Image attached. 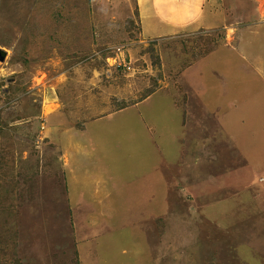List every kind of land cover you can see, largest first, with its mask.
<instances>
[{
  "label": "rangeland",
  "instance_id": "rangeland-1",
  "mask_svg": "<svg viewBox=\"0 0 264 264\" xmlns=\"http://www.w3.org/2000/svg\"><path fill=\"white\" fill-rule=\"evenodd\" d=\"M85 1L0 0V264L36 169L68 187L78 264H264V0Z\"/></svg>",
  "mask_w": 264,
  "mask_h": 264
},
{
  "label": "trees",
  "instance_id": "trees-1",
  "mask_svg": "<svg viewBox=\"0 0 264 264\" xmlns=\"http://www.w3.org/2000/svg\"><path fill=\"white\" fill-rule=\"evenodd\" d=\"M80 1L82 0H77V4L69 0L71 4L77 5H79ZM83 4L87 7L85 0ZM222 40L224 41L225 38H222ZM212 42H214V39L207 42L209 47L206 49V54L214 53L215 47L211 46ZM43 53L44 52H42V54ZM51 96L52 93L49 94V97ZM200 116L204 117L203 113ZM209 116L210 119H208V116L204 117L200 123H197V121H195V123L192 122L193 128L187 133V135H189V141H186L185 145H188L189 143L196 144V141L199 142L200 140L202 141L206 139H209L210 141L212 135L211 132L208 131V127L211 126V123L208 122L207 125L206 119L213 121L214 116ZM182 122V128L184 127V123H190V121L186 119L185 115L184 117L182 116ZM79 129H84V127L79 126ZM182 137L183 140L186 139L184 129ZM196 138L198 139L196 140ZM210 145L212 144L208 143L205 145L204 142V149L202 150H211ZM118 150L121 152V144H118ZM231 155L237 159V152H233ZM221 157L225 158V156ZM9 161L11 162L7 166L13 167L14 169L16 161L13 153L10 154ZM181 164L183 165V162H178L175 164V167L177 168ZM167 169L170 170V168ZM170 171L174 173L173 178L176 181L181 182L183 180L181 176L176 175L175 171ZM19 175V179L16 180L13 188L10 190V193H8V197L11 196L14 201L16 234L13 252L15 264H78V252L74 248L71 237L73 229H70L69 226L70 219H72V217L74 218L73 210L68 205L63 207L64 204H59L57 201L59 196H52L55 190H61L64 196L66 195L65 188L68 189V187L65 184L63 177L58 175L54 182L48 185L45 174L38 169H36L33 173L22 172L19 173ZM236 175L240 174L237 172ZM185 179L188 180V178ZM262 180L264 181V174L257 178L258 184L264 189V182L262 183ZM188 181L191 183L190 180ZM245 188L246 186L244 187V190ZM243 193L248 195L246 192ZM180 211L181 206L170 209L166 216L158 218V222L160 224V226L158 225L160 238H163L167 224H174L175 219L180 215ZM198 214L200 218H203V215H201L200 212H198ZM65 217L67 220L64 219ZM226 217L229 219L230 215L226 214L225 218ZM223 222L225 223V221ZM213 224L215 225L216 223ZM193 225L202 228L205 227L204 222L199 219H195ZM91 231L96 232L97 235L95 238L98 239L102 236L104 237L109 231V228H103L102 225H99L91 228ZM229 231L230 228L228 226L225 227V233H228ZM28 249L31 250L28 251ZM32 255L33 258L31 259ZM36 260H38L37 263L34 262Z\"/></svg>",
  "mask_w": 264,
  "mask_h": 264
},
{
  "label": "crops",
  "instance_id": "crops-1",
  "mask_svg": "<svg viewBox=\"0 0 264 264\" xmlns=\"http://www.w3.org/2000/svg\"><path fill=\"white\" fill-rule=\"evenodd\" d=\"M149 2H150V7H152V4H151V1H150V0H149ZM150 7H149V9H151ZM204 7H205V6H204ZM204 7H203V8H204ZM151 11H154V10H151Z\"/></svg>",
  "mask_w": 264,
  "mask_h": 264
},
{
  "label": "bare ground",
  "instance_id": "bare-ground-1",
  "mask_svg": "<svg viewBox=\"0 0 264 264\" xmlns=\"http://www.w3.org/2000/svg\"><path fill=\"white\" fill-rule=\"evenodd\" d=\"M149 7H150V2H149Z\"/></svg>",
  "mask_w": 264,
  "mask_h": 264
},
{
  "label": "built area",
  "instance_id": "built-area-1",
  "mask_svg": "<svg viewBox=\"0 0 264 264\" xmlns=\"http://www.w3.org/2000/svg\"><path fill=\"white\" fill-rule=\"evenodd\" d=\"M262 182H264V181L262 180Z\"/></svg>",
  "mask_w": 264,
  "mask_h": 264
}]
</instances>
